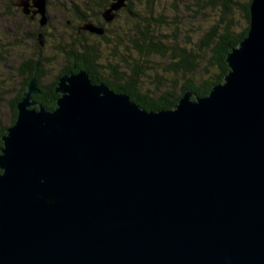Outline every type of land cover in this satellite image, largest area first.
I'll return each mask as SVG.
<instances>
[{"label":"water","instance_id":"water-1","mask_svg":"<svg viewBox=\"0 0 264 264\" xmlns=\"http://www.w3.org/2000/svg\"><path fill=\"white\" fill-rule=\"evenodd\" d=\"M226 60L156 111L85 69L48 110L37 67L2 136L0 264H264V0Z\"/></svg>","mask_w":264,"mask_h":264},{"label":"trees","instance_id":"trees-1","mask_svg":"<svg viewBox=\"0 0 264 264\" xmlns=\"http://www.w3.org/2000/svg\"><path fill=\"white\" fill-rule=\"evenodd\" d=\"M214 2V0H212ZM243 5L245 9L248 25L242 31H236L233 27L232 19L228 14L232 11L235 0H223V17L221 23L214 25L206 34L205 39L201 43L198 53L192 47L181 44L177 38V34L173 35L160 34L159 26L167 24L168 20L156 16L152 13L153 8L148 2L150 14L143 16L141 22H137L132 30V37L128 39L129 44L124 43V55L120 59H115V63L107 66L109 76L102 74L101 66L98 63L100 56L96 45L89 41H78L77 44L66 45L65 47L58 46L57 51L61 55L65 52V59H68L70 65L67 64V73L77 72L85 69L90 77L96 82H105L112 90L116 92L129 93L131 99L147 110L171 109L175 107L184 93L188 90L194 92L192 98L203 97L211 91L212 87L224 81L226 74L230 68L227 63L229 52L236 47L240 41L247 35L250 24V3ZM174 21V19L172 20ZM226 21V23H225ZM224 22V26L223 25ZM111 44V39H104ZM64 42V41H63ZM117 45L113 47L114 56H118ZM208 50L210 54V66L201 70L202 53ZM59 53V54H60ZM136 54V57L133 55ZM161 55L163 57L171 56L175 72H182L185 77V82L181 89L174 90L164 88L162 82L160 86H156L159 91L144 90L139 79L142 78L144 68H150L148 65L151 55ZM58 55V54H57ZM76 65V67H75ZM27 70L21 72L22 75H27L24 85L18 95L10 101V120L0 128V153L3 147L2 136L6 130L17 119L18 108L17 104L22 99V93L36 68V60L34 63L26 64ZM46 68H39L38 77H43L46 74ZM200 72L201 76H197ZM63 74H59L62 76ZM58 76V77H59ZM57 77V78H58ZM159 82V81H158ZM57 79L50 83L40 84L41 92L33 96V100L37 105H41L48 110H53L57 106V99L60 94L56 90ZM2 170L0 169V173Z\"/></svg>","mask_w":264,"mask_h":264},{"label":"flooded vegetation","instance_id":"flooded-vegetation-1","mask_svg":"<svg viewBox=\"0 0 264 264\" xmlns=\"http://www.w3.org/2000/svg\"><path fill=\"white\" fill-rule=\"evenodd\" d=\"M38 1L0 0V61L5 60L7 54L15 53L19 47L30 49L29 56L20 59L18 65L19 74L24 77L23 83L27 75L21 72L27 70L26 64L34 63L35 60L36 68L41 69L48 68L62 57L57 76L46 82L43 81L46 74L37 76L39 85L58 80L59 74H71L65 68L70 62L65 59V52L62 55L58 53V46H71L93 38L129 39L133 29L126 26L141 22L142 17L146 16L143 6L137 5L135 0H125L118 8H114L117 0H44L47 21L43 23ZM126 28L128 31H125ZM122 31L127 33L121 35ZM52 39L64 42L60 41L62 44L48 48L47 42Z\"/></svg>","mask_w":264,"mask_h":264},{"label":"rangeland","instance_id":"rangeland-1","mask_svg":"<svg viewBox=\"0 0 264 264\" xmlns=\"http://www.w3.org/2000/svg\"><path fill=\"white\" fill-rule=\"evenodd\" d=\"M223 0H135L137 5L143 6L142 10L147 16L150 14L147 7V3L150 2L153 8L152 13L154 15L161 16L168 20L167 24L159 26L160 34L173 35L176 33L177 38L181 44L188 45L201 52L200 47L203 39L209 30L219 23L223 17ZM236 4H233L232 11L228 14V17L232 19L233 27L236 31H242L248 25L245 9L243 5H246L249 0H235ZM174 19V21H172ZM226 23V21H225ZM137 22H133L127 25V28H134ZM224 26V22L223 25ZM125 31H128V29ZM122 31L121 35H125L127 32ZM63 40H49L47 42L48 48H53L55 45L62 44ZM90 43L97 46L100 58L98 63L101 65L102 74L109 76L107 72V66L111 63H115V59H120L124 55L125 45L129 44L127 37L111 39V44L107 43L104 39L93 38L89 40ZM118 50V56H114L113 47L116 46ZM30 49L25 47H19L15 53L7 54L5 60L0 61V128L9 123L10 120V108L9 104L18 93L21 91L24 85V77L19 74L18 65L20 59L28 55ZM54 53V51H52ZM15 54V55H13ZM203 59H201V70L209 67L210 54L208 50L202 53ZM137 55L134 54L133 57ZM62 59V57H60ZM59 61L52 63L46 71V75L43 77V81L53 80L61 69ZM148 65L150 68H144L142 78L139 79L140 84L143 85L144 90L159 91L156 86H162L174 90V88L180 90L181 86L185 82V77L182 72H175L173 70V63L171 56L163 57L161 55H151ZM17 60V62H16ZM197 76H201L200 72ZM159 81V82H158Z\"/></svg>","mask_w":264,"mask_h":264}]
</instances>
